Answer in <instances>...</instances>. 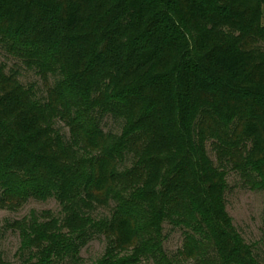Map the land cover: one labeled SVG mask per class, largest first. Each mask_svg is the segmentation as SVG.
Wrapping results in <instances>:
<instances>
[{"label":"trees","instance_id":"16d2710c","mask_svg":"<svg viewBox=\"0 0 264 264\" xmlns=\"http://www.w3.org/2000/svg\"><path fill=\"white\" fill-rule=\"evenodd\" d=\"M263 7L0 0V51L45 90L0 62V208L60 207L8 224L19 264H83L95 237L89 264H264L225 201L228 170L264 193Z\"/></svg>","mask_w":264,"mask_h":264},{"label":"rangeland","instance_id":"374dc122","mask_svg":"<svg viewBox=\"0 0 264 264\" xmlns=\"http://www.w3.org/2000/svg\"><path fill=\"white\" fill-rule=\"evenodd\" d=\"M262 22L264 23V7ZM0 62H5L9 69H17L18 77L23 84H35L39 95L44 96V87L38 76L29 70L19 69L16 61L8 58L0 51ZM104 130H117L118 123L110 117H105L102 121ZM66 130V129H65ZM64 131V130H63ZM209 155L214 159L213 153L209 150ZM227 190L225 193L226 210L232 219L233 225L249 244H256L260 256L263 253L261 243L262 231L264 228V193L257 189H251L243 183L238 174L232 170L227 171ZM59 205L54 199L39 201L29 199L25 205L15 211L0 208V256L13 264H19L17 256L20 238L18 232L8 226L15 220H21L32 212H42L50 210L53 213L59 212ZM109 209L100 208L96 212L99 215H107ZM164 248L172 253L182 244V234L178 229L166 226L164 229ZM105 241L102 237H95L90 240L80 251L83 264H89L104 251ZM140 264H145L144 262Z\"/></svg>","mask_w":264,"mask_h":264}]
</instances>
